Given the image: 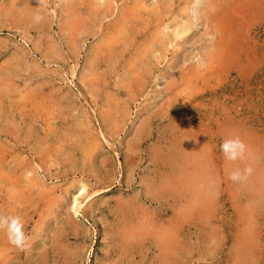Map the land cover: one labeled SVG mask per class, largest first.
Segmentation results:
<instances>
[{"label":"rangeland","instance_id":"obj_1","mask_svg":"<svg viewBox=\"0 0 264 264\" xmlns=\"http://www.w3.org/2000/svg\"><path fill=\"white\" fill-rule=\"evenodd\" d=\"M0 213V264H264V0H0Z\"/></svg>","mask_w":264,"mask_h":264},{"label":"clouds","instance_id":"obj_2","mask_svg":"<svg viewBox=\"0 0 264 264\" xmlns=\"http://www.w3.org/2000/svg\"><path fill=\"white\" fill-rule=\"evenodd\" d=\"M42 16L35 13L32 16V23H39ZM220 150L228 161L243 159L247 150L246 145L239 137H227L221 141ZM252 168L246 166L243 169L234 168L228 172V179L231 181H243L250 174ZM22 218L19 215L0 213V232H3L10 244L24 248L27 245L28 237L22 230Z\"/></svg>","mask_w":264,"mask_h":264},{"label":"bare ground","instance_id":"obj_3","mask_svg":"<svg viewBox=\"0 0 264 264\" xmlns=\"http://www.w3.org/2000/svg\"><path fill=\"white\" fill-rule=\"evenodd\" d=\"M30 1H31V0H30ZM226 48H228V47H226ZM228 52H229V51H228ZM81 187H82V186H81ZM81 187H79V189H80ZM82 188H84V187H82ZM79 189H78V191H77L78 193H79V191H80ZM84 189H85V188H84ZM154 200H155V199H154ZM151 201H152V200H151ZM81 206H82V205H81ZM78 207L80 208V206H78ZM78 207L76 208V210L78 209ZM76 210H75V211H76ZM77 213H78V212H77ZM175 226H176V224H175ZM176 227H177V226H176ZM164 229H165V228H164ZM167 231H168V230H167ZM169 232H170V231H169ZM177 234H178V233H177ZM166 235H168V234H166ZM175 244H176V243H175ZM159 246H160V245H159ZM162 247H163V246H162ZM163 251H164V250H163ZM91 252H92V249L90 250V253H91ZM162 255H163V254H162Z\"/></svg>","mask_w":264,"mask_h":264}]
</instances>
